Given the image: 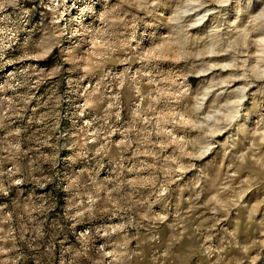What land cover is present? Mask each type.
<instances>
[{"label":"clouds","instance_id":"9594fccd","mask_svg":"<svg viewBox=\"0 0 264 264\" xmlns=\"http://www.w3.org/2000/svg\"><path fill=\"white\" fill-rule=\"evenodd\" d=\"M35 3L0 0V68L59 49L71 58L67 71L80 74L65 77L64 95L57 81L51 106L42 105L49 107L45 119L52 124L45 125L51 135L39 143L51 147V155L41 153L24 165L19 139L4 149L13 167H0V196L10 197L13 186L33 189L23 204H0V241H8L0 243V264H221L226 249L244 253L238 264H255L258 254L249 257L251 246L234 231H212L246 195L242 185L229 183L235 173L229 172L205 209L215 223H189L180 202L195 208V195L186 193L205 181L214 187L197 161L217 150L227 155L243 137L251 147L234 154L242 166L264 144V127H249L264 121V0H38L39 8L29 6ZM37 12L50 21L39 43L33 40ZM17 48L22 55L6 59ZM112 65L121 67L113 71ZM63 70L56 64L52 75ZM34 75L39 73L32 66L23 67L0 92L30 90ZM190 76L207 79L193 87ZM31 98L0 95V128L21 117ZM65 102L70 129L59 132L57 109ZM20 131L8 135L19 137ZM53 136L56 142L49 144ZM61 153L72 171L56 183L59 173L44 176L43 164L48 171L57 168ZM188 172L194 175L179 185ZM49 184H63L70 195L63 215H51L58 207L52 193L35 197L36 188ZM165 225L178 229L180 239L194 237L193 250L166 246Z\"/></svg>","mask_w":264,"mask_h":264},{"label":"rangeland","instance_id":"374dc122","mask_svg":"<svg viewBox=\"0 0 264 264\" xmlns=\"http://www.w3.org/2000/svg\"><path fill=\"white\" fill-rule=\"evenodd\" d=\"M31 7L39 8L38 0L37 3L29 5ZM42 10V9H41ZM41 18L39 13L33 15L32 23L36 25L35 34L33 40L37 43L43 38L44 33L47 31L44 25L48 24L50 21L44 19V24H41ZM149 21L154 18L152 16L147 17ZM155 22L159 23L160 20L157 19ZM142 27V26H141ZM21 43H23V36H21ZM65 48L68 47L67 43L63 45ZM80 49H77V53H80ZM22 53L17 48L16 51H10L6 59L16 60L17 57L21 56ZM70 57L62 56L59 49H56L52 55L45 58L36 56L35 58L29 59H19L15 63L8 64L0 68V86L6 85L10 80V74L20 70L23 67L32 66V68L39 73V75H34L32 77V84L34 85L30 90L26 88L16 89L15 92L12 89H8L5 92H0V95L7 96L9 98L16 94L27 93L30 97V101L26 106L22 105L21 117L12 116L11 123L5 122L7 127L0 128V167L7 171L13 167V161L6 159L8 157V152L4 149L7 148L8 144L15 139L21 141V146L26 153L22 158V164L26 165L30 163L33 159H36L42 153L45 156L52 154L53 149L47 145L41 146L40 141L44 140L47 136H50L48 127L45 125H51V119H45V114L49 112V107L52 101L49 97L52 96L53 86L59 81V92L64 95L67 91L66 85L64 84V79L66 76L71 75L76 78L80 73L73 72L69 73L67 69L72 68L73 64L70 62ZM221 59V58H217ZM56 64H63L64 70L60 76L52 75V69ZM113 71H116L119 65H112ZM207 79L205 77H195L190 76L188 82L195 87L201 82V80ZM95 81L93 80L92 83ZM84 85L87 86L89 81L85 80ZM255 91V89H253ZM67 100L68 97L66 96ZM49 104V107H43L44 104ZM71 106L68 103H62L61 107L57 109L59 112V132H66L70 129L69 113ZM126 118V115H125ZM255 121V117L253 118ZM249 127L255 131L257 127H264V121H255V123L250 122ZM16 129H21L19 137L15 135L9 136V132H15ZM74 134V133H73ZM59 135V133H57ZM241 143L237 148H234L232 152L225 155L219 150L213 152V154L207 157L204 161H197L198 165L204 166L208 175L214 181V187L210 186L211 182L205 181L200 188H197L195 192L189 191L186 195H195L197 207L189 209L187 203L180 202V214L186 217L189 223L193 221L199 223L203 221L206 224H213L215 221L209 220L208 217L211 215L206 212V207L208 203L212 200V197L219 192V189L225 183V178L229 172L235 173L232 180L229 182L232 187L236 185H242L246 189V195L240 203V206L235 207L231 210L229 214L222 215L219 218V223L213 227V232H219L221 229L227 227L229 231H234L240 241L246 245H249V250L247 255L249 257L257 256L258 259L255 264H264V236L261 235L264 231V144H261L260 148L256 153L255 158H250L244 165H239L238 161H235L234 154L246 151L251 147L248 140L241 137ZM56 142L53 136L49 140V144ZM65 143L64 139L59 141V144ZM31 149V151H29ZM39 149V151H36ZM66 153H61L60 163L57 168L52 171H48L49 164H43L44 176H56L59 173V178L56 183H60L63 179L65 172H71L72 170L67 168L63 162V155ZM236 164L239 167L237 172ZM18 175V174H17ZM194 173L188 172L185 176V181L177 182L179 185L185 184ZM15 178V177H14ZM37 179H41L38 175ZM101 179H106L105 176H101ZM22 192L17 190V186H13L10 197L5 198L0 196V204H8L9 209L11 208L12 200L15 199L19 203L23 204L25 199L28 197L29 192L32 191L33 186L31 184L21 185ZM63 184L61 188H55L54 184H49L46 188H36L35 197L37 199L46 198L47 193H52V196L58 202L57 212L51 213L55 216L57 213L63 215L65 208H70L69 200L70 195L62 191ZM174 193L179 195L177 184L172 186ZM67 197V199H66ZM221 199L227 198V193L220 194ZM246 205L247 207H244ZM26 206V205H25ZM9 209H5L8 211ZM6 220V217H3ZM19 219V218H17ZM174 223V221H172ZM2 226V225H0ZM144 231L143 229L141 230ZM167 244H171L174 250H180L185 253L192 251V245L195 242V238L189 236V234H184V239H180V232L175 228H168L166 225L161 229ZM69 238L71 239V234L69 233ZM179 240V244H177ZM0 243L7 244L8 241H0ZM136 242H133V247H135ZM244 255V253L236 252L235 250L228 251L225 250L224 259L221 264H238L239 259ZM244 264H253L251 259H248Z\"/></svg>","mask_w":264,"mask_h":264}]
</instances>
